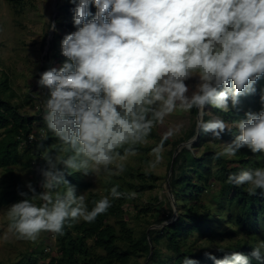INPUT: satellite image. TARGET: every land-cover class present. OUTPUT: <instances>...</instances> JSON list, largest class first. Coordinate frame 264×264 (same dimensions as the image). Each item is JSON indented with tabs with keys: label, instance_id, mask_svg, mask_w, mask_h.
<instances>
[{
	"label": "trees",
	"instance_id": "trees-1",
	"mask_svg": "<svg viewBox=\"0 0 264 264\" xmlns=\"http://www.w3.org/2000/svg\"><path fill=\"white\" fill-rule=\"evenodd\" d=\"M9 1L15 6L22 5L21 0ZM155 2L67 0L58 3V13L54 16V34L43 56L40 73H55L65 83L66 89L55 87L49 100H46L49 108L51 99L55 98L69 109L67 116L61 120H84L88 124V120L92 119L99 125L104 119L102 104L105 98L101 93L107 92L112 82L123 72L131 87L121 84L114 92L122 96L121 106L111 109L113 115L111 123L106 124V139L113 136L109 129V125L113 124L126 126L131 123L153 136L156 134V130L147 123L148 116L155 118L156 113L149 103L148 96L152 91L151 85L144 79V72L153 68L161 58L174 53L179 45L178 41L172 45L158 37L163 34L164 17L177 16V9L183 6L189 13L191 9L188 5H182L180 0ZM211 4L212 10H219L216 3ZM262 12L264 8L259 7L251 14L245 15L239 28L255 21ZM211 13L208 14L211 18L220 17ZM60 14L69 20L60 18ZM128 32L140 38V54L136 60H130V68L120 70L114 61V55ZM171 33L175 36L188 35L178 25H175ZM46 38L47 34L44 38L45 44ZM235 38V35L229 38L216 61L220 72L230 71L235 63ZM248 38L250 37L247 34L240 39L242 52L249 43ZM59 39H65L68 47L60 54V60H53ZM81 41L86 44H81ZM242 56L238 65L217 84L215 91L205 94L204 115L196 142L193 144L194 148L203 143L211 133L218 136L234 132L233 128L220 129L212 125L211 115L206 110L211 105V99L225 83L232 84L240 77L246 78L245 80L251 77L245 75V56ZM56 62L59 65L53 69ZM50 80L49 78L48 83ZM70 81L81 82L84 86L90 85V93H77L75 88H67ZM262 89L263 85L251 87L252 97L248 102L253 106L258 105L259 112L263 113ZM5 93H8V83L7 75L3 72L0 76V167L6 169L8 180L0 189V206L22 201L32 204L34 195L41 192L39 186L25 185L12 166L22 162L24 166L32 168L40 178L44 175L39 163L43 160L42 147L50 142L51 137H47L48 131L41 136L40 130L34 128L36 120H45L42 114L45 107L42 105L39 107L41 111L33 115L25 114L17 104L4 98ZM28 96L33 98L31 93ZM198 98L199 93L191 102L194 116L185 135L173 139L167 135L156 134L160 143H171L168 149L171 170L168 180L177 208V217L171 222H165L174 214L172 199L167 200L168 211L164 214L161 211L164 200L159 194L155 195L147 200L145 205H136L138 210L135 216L142 219L146 225L139 234H135L125 218L127 204L134 200L131 190L141 192L147 187L153 188L157 175L151 170L129 168L128 178L107 181L106 196L90 192L86 213L81 221L74 222L73 219L65 217L56 222L57 254L52 255L50 260L43 264H264V246L258 245L255 230L264 223V186H252L250 183L261 165L259 159L246 158L247 150H240L229 159L212 147L196 153L187 145L178 149L181 142L197 133ZM232 110L238 112L236 108ZM227 112L232 113L231 110ZM48 117L50 118V114ZM56 119L58 118L50 119V124ZM31 132L37 133L38 138L29 141ZM88 140L82 148L75 146L76 142L69 139L70 146L58 162L57 168L53 172L47 170L48 176L52 178L51 188L59 183L64 193L69 185L77 188H88L91 185L89 180L81 178V175L89 170H74L75 159L72 152L74 149L79 153L91 152ZM58 147L54 146L53 151H57ZM137 147L149 149L151 146H142L139 142L120 143L117 151L124 153ZM262 159L264 160V157ZM217 184L219 187L215 188ZM205 193L209 195V204L203 199ZM60 198L64 199L65 195ZM213 207L224 209L226 215L220 211H212ZM21 217L20 220L29 223H37L39 219L31 213H23ZM112 217H115L114 222L111 221ZM223 218L236 228L231 227L233 225L223 226L224 222L219 224ZM154 224L157 225L153 226ZM196 237L207 239L197 243ZM162 246L169 251L164 253ZM139 257H143L144 262L138 261ZM18 264L29 263L23 261Z\"/></svg>",
	"mask_w": 264,
	"mask_h": 264
},
{
	"label": "rangeland",
	"instance_id": "rangeland-1",
	"mask_svg": "<svg viewBox=\"0 0 264 264\" xmlns=\"http://www.w3.org/2000/svg\"><path fill=\"white\" fill-rule=\"evenodd\" d=\"M21 1V6H15L9 0H0V76L5 72L8 83V93L3 96L17 104L21 112L29 115L41 111L39 107L44 105L42 114L45 120H36L34 129H39L43 134L48 131L47 137L50 136L51 140L42 147L43 165H46L42 178L34 173L32 168L24 166L22 162L12 166L25 185L36 184L41 192L34 195L32 204L22 201L0 206L1 264L23 261L29 264H43L50 260L52 255L57 254L56 222L65 217L73 219L74 222L81 221L86 213L87 197L90 192H98L106 196L107 181L128 178L129 168L151 170L157 175L153 188L147 187L141 192L131 190L134 200L127 204L125 218L135 234H139L146 225L142 219L135 216L138 206L145 205L147 200L155 195L159 194L164 200V206L161 207L164 214L168 211L167 200L172 199L173 216L177 217V208L168 180L171 172L168 149L171 143H160L159 136L156 134L167 135L173 139L185 135L194 116L191 102L198 93L199 111L196 119L197 123L202 121L205 94L214 92L217 84L228 74L226 73L228 71H219L216 61L229 38L233 35L237 37L239 33L242 34L241 38L248 34L249 43L246 44L244 52L240 44L234 46V55L239 62L242 55L245 56L244 72L251 77L248 80L240 77L232 84L225 83L211 99V105L207 107V110L205 108L211 115L212 125L220 129L233 128L234 132L218 136L211 133L203 143L194 148L193 144L198 135L196 133L193 137L181 142L178 149L182 145H187L196 153L212 147L229 159L233 158L236 152L247 150L246 158L259 159L261 163L250 183L252 186L259 184L264 186V160L262 159L264 157V111L259 112L258 105L253 106L248 102L252 97L251 87L263 85L264 89V20L262 21L264 12L251 22L248 28L246 26L239 28L241 19L245 15L251 14L259 7L264 8V0H180L182 5L190 7L191 13L183 6L177 9V16H165L163 34L158 36L168 44L174 45L173 43L178 41L179 45L174 53L161 58L153 68L144 72V79L151 85L150 91H152L148 96L149 103L156 113L155 118L152 115L148 116L147 123L156 130V134L153 136L131 123L126 126L113 124L109 125L113 136L108 140L106 124L111 123L113 115L111 109L119 108L122 98L120 94L114 92L121 84L131 87L130 81L121 72L119 78L109 86L108 91L101 93V96L105 98L102 104L104 119L99 125L92 119L88 120V124L84 120H61L67 116L69 109L55 98L51 99L49 108L46 100H49L55 87L60 90L66 89L65 83L55 73L42 75L40 66L46 45L44 38L50 31L54 14L58 13V3L67 0ZM211 2L216 3L219 10H212ZM209 13L220 15V17L211 18ZM60 18L69 20L63 14H60ZM175 25L188 35H173L171 32ZM140 43V38L129 32L125 34L124 42L114 55V61L120 70L132 66L130 60H136L139 56ZM81 44L86 43L81 41ZM67 47V41L59 39L53 60H60V54ZM57 65H59L57 62L54 63L53 69L57 68ZM258 65L262 68H258ZM49 78L51 80L48 83ZM29 93L33 95L32 99L28 96ZM233 108L238 109V112L232 110ZM228 110L235 113L227 112ZM53 118L58 119L50 124V119ZM66 137L76 142L75 146L82 148L85 147L87 139H92L88 140L91 152L79 153L77 149L72 151L75 159L74 170H89L88 173L81 175V178L89 180L91 185L88 188L69 185L63 193V187L59 183L51 188L52 178L48 176L47 170L53 172L66 153L70 146L69 139ZM134 142L151 147L149 149L137 147L124 153L117 151L120 143ZM54 146H59L57 151H53ZM6 180H8L6 169L0 167V189L6 185ZM134 180L137 179L134 178ZM214 187L219 186L217 184ZM63 195L65 198H60ZM208 198L209 195L205 193L203 199L209 204ZM212 211H220L226 215L224 209L213 207ZM23 213L37 216L39 218L37 223L20 220ZM111 221L114 222L115 217H112ZM222 223L223 226L233 225L226 218H223L219 224ZM231 227L236 228L234 225ZM255 230L257 243L263 247L264 223L262 226H257ZM199 238L195 239L197 243L207 239ZM162 251L166 253L169 250L162 246ZM143 260V257L138 258L140 262Z\"/></svg>",
	"mask_w": 264,
	"mask_h": 264
},
{
	"label": "water",
	"instance_id": "water-1",
	"mask_svg": "<svg viewBox=\"0 0 264 264\" xmlns=\"http://www.w3.org/2000/svg\"><path fill=\"white\" fill-rule=\"evenodd\" d=\"M54 16H55V14H54ZM54 16H53V20H52V23H51V27H50V31H49V33H48V35H47V38H46V45H45V48H44V51H43V55H42V57L44 56V54L47 52V50H48V48H49V42H50V39L52 38V36H53V34H54V26H55V19H54ZM248 26L249 25H247L246 27L248 28ZM241 36H242V34H240L239 33V35H237V37H236V39H235V44H234V46H238V44H239V42H240V38H241ZM238 63H239V61H238V58H237V56L235 57V63H234V65H233V67H232V69L230 70V71H228V72H231L237 65H238ZM228 72H226V73H228ZM206 91V90H205ZM204 91V92H205ZM201 96H202V94H201ZM200 124H201V122H198V126H197V134H198V132H199V129H200ZM175 154H176V152H175ZM175 154H174V156H175ZM173 156V157H174ZM169 179V178H168ZM170 191L172 192V190H171V187H170ZM174 215V214H173ZM176 216V215H175ZM175 216H173V218L175 217ZM172 221V218L170 219V220H168V221H166V222H171Z\"/></svg>",
	"mask_w": 264,
	"mask_h": 264
},
{
	"label": "built area",
	"instance_id": "built-area-1",
	"mask_svg": "<svg viewBox=\"0 0 264 264\" xmlns=\"http://www.w3.org/2000/svg\"><path fill=\"white\" fill-rule=\"evenodd\" d=\"M73 87L76 89L77 93H80V92H87V93H90L91 91V86L90 85H87V86H84L81 82H78V81H70L68 83V87ZM40 135L43 136V132H40ZM38 138V135L37 133L35 132H31L28 136V139L29 141H32L34 139H37ZM24 141V143L26 142L25 139H22ZM40 167H41V170L44 172V165H43V160L41 159L40 160V163H39Z\"/></svg>",
	"mask_w": 264,
	"mask_h": 264
},
{
	"label": "clouds",
	"instance_id": "clouds-1",
	"mask_svg": "<svg viewBox=\"0 0 264 264\" xmlns=\"http://www.w3.org/2000/svg\"><path fill=\"white\" fill-rule=\"evenodd\" d=\"M173 219H174V218H173ZM173 219H172V220H173ZM169 220H170V219H169Z\"/></svg>",
	"mask_w": 264,
	"mask_h": 264
}]
</instances>
